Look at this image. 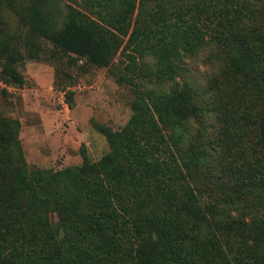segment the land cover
<instances>
[{
	"label": "trees",
	"instance_id": "obj_1",
	"mask_svg": "<svg viewBox=\"0 0 264 264\" xmlns=\"http://www.w3.org/2000/svg\"><path fill=\"white\" fill-rule=\"evenodd\" d=\"M67 2L0 0V81L23 84L26 28L71 64L120 55L131 116L92 120L108 152L93 162L81 145V164L56 171L27 165L0 111V264H264V0ZM207 48L216 81L181 82Z\"/></svg>",
	"mask_w": 264,
	"mask_h": 264
},
{
	"label": "rangeland",
	"instance_id": "obj_2",
	"mask_svg": "<svg viewBox=\"0 0 264 264\" xmlns=\"http://www.w3.org/2000/svg\"><path fill=\"white\" fill-rule=\"evenodd\" d=\"M17 21L14 13L3 11V25L9 32L18 31ZM21 38L25 58L18 62L16 70L23 84L0 81V111L20 122L19 139L27 165L31 169L56 171L80 165L81 145L91 161H98L108 152V146L90 122L119 130L131 116L132 90L127 83L117 81L123 75L122 57L117 56L109 67L102 69L86 66L84 59L71 64L60 54L52 56L51 46L29 29L22 30ZM212 54L216 58L208 61ZM220 58L219 52L207 48L185 59V71L179 80L201 88L214 83L223 66ZM68 92L71 102L66 97ZM214 118L203 117L207 129ZM198 128L199 123L194 122V134ZM212 132L211 128L204 132L205 139ZM57 219L55 214L50 215L53 224Z\"/></svg>",
	"mask_w": 264,
	"mask_h": 264
},
{
	"label": "water",
	"instance_id": "obj_3",
	"mask_svg": "<svg viewBox=\"0 0 264 264\" xmlns=\"http://www.w3.org/2000/svg\"><path fill=\"white\" fill-rule=\"evenodd\" d=\"M2 75L0 74V77H1Z\"/></svg>",
	"mask_w": 264,
	"mask_h": 264
}]
</instances>
